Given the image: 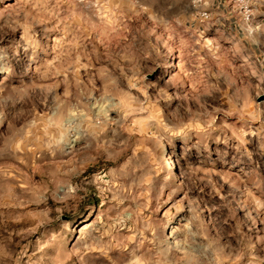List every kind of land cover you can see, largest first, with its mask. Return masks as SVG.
<instances>
[{"label": "rangeland", "instance_id": "obj_1", "mask_svg": "<svg viewBox=\"0 0 264 264\" xmlns=\"http://www.w3.org/2000/svg\"><path fill=\"white\" fill-rule=\"evenodd\" d=\"M240 25L0 0V264H264L261 7Z\"/></svg>", "mask_w": 264, "mask_h": 264}, {"label": "built area", "instance_id": "obj_2", "mask_svg": "<svg viewBox=\"0 0 264 264\" xmlns=\"http://www.w3.org/2000/svg\"><path fill=\"white\" fill-rule=\"evenodd\" d=\"M198 2L200 0H197ZM229 13L234 14L239 23L247 26L255 23V13L258 8L264 6V0H222ZM207 12L199 13V17L207 19Z\"/></svg>", "mask_w": 264, "mask_h": 264}, {"label": "bare ground", "instance_id": "obj_3", "mask_svg": "<svg viewBox=\"0 0 264 264\" xmlns=\"http://www.w3.org/2000/svg\"><path fill=\"white\" fill-rule=\"evenodd\" d=\"M160 145L162 146V144ZM161 164H162V167H164L167 170V172L172 175V177H175V170H174L172 162L170 161L169 153H166L165 160H162ZM169 229H172V227H169ZM168 233H169V238H171L173 236L172 231L169 230Z\"/></svg>", "mask_w": 264, "mask_h": 264}, {"label": "crops", "instance_id": "obj_4", "mask_svg": "<svg viewBox=\"0 0 264 264\" xmlns=\"http://www.w3.org/2000/svg\"><path fill=\"white\" fill-rule=\"evenodd\" d=\"M262 8L264 9V6H261V11H262V13H263L264 10H263ZM240 24H244V23H239V25H240ZM240 26H241V25H240ZM240 26H239V29H241ZM259 26H260V25H259ZM249 29H251V28H247V30H249ZM252 32H253V30H252ZM252 32H251V33H252ZM248 33H249V32H248ZM251 33H250V34H251Z\"/></svg>", "mask_w": 264, "mask_h": 264}]
</instances>
